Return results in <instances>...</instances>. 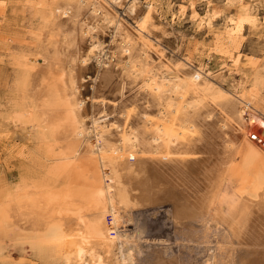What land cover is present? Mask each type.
Returning <instances> with one entry per match:
<instances>
[{"label": "bare ground", "instance_id": "6f19581e", "mask_svg": "<svg viewBox=\"0 0 264 264\" xmlns=\"http://www.w3.org/2000/svg\"><path fill=\"white\" fill-rule=\"evenodd\" d=\"M122 1L57 0L51 8L39 38L42 63L25 60L28 90L38 106L48 96L53 104L63 105L70 120V138L60 148L62 163L55 170H69L80 161L89 172L88 181L82 190L23 189L0 207V229L19 230L45 246L53 245L52 252H58L65 264H133L132 235L120 224L131 220L134 210L155 203L160 191L155 177L169 175L192 193L167 211L174 226L185 225L190 235L198 233L193 223H200L204 232L213 220L222 240L240 244L228 254L227 264H251L253 251L246 242L264 245V218H255L252 209L264 210V150L249 140L248 129L256 127L264 137V99L254 87L241 84L234 94H216L209 80L215 75L200 66L183 63L171 68L164 51L145 35L153 1L130 29L116 16L114 8ZM239 1V11L226 17L217 36L214 48L220 55L214 62L219 67L230 61L238 69L239 54L231 56L229 46L245 22L256 20L250 9L254 0ZM127 10L137 12L134 0ZM205 17L196 18L198 27L211 26V15ZM110 27L111 59L98 70L91 95L82 98V68L103 51L95 34ZM159 69L166 72L156 75ZM111 85L118 102L107 111L101 88ZM86 99L100 114L82 112ZM113 110L123 118L122 124L109 121ZM132 116L134 126H129ZM92 131L95 143L88 139ZM201 143L209 155L193 176L186 164L197 156L195 148ZM234 173L239 178L235 187L228 184ZM209 258L205 264H211ZM260 258L264 264V254ZM154 264L178 260L174 255L157 256Z\"/></svg>", "mask_w": 264, "mask_h": 264}, {"label": "rangeland", "instance_id": "374dc122", "mask_svg": "<svg viewBox=\"0 0 264 264\" xmlns=\"http://www.w3.org/2000/svg\"><path fill=\"white\" fill-rule=\"evenodd\" d=\"M56 1L0 0V207L23 189L59 191L68 187L82 190L87 185L89 172L80 161H76V166L72 165L69 170H55V166L62 163L60 148L70 138V120L65 116L64 106L53 104L48 99L50 96L38 106L28 90L31 82L25 60L42 63L39 38L48 26L50 11ZM131 1L123 0L114 8L117 18L129 29L135 27L150 0H134L137 4L135 14L127 10ZM151 1L155 10L146 23L148 34L145 35L164 51L166 63L171 68L191 63L215 75L209 80L214 83L216 94H234L240 90L237 85L241 84L245 89L254 87L264 99L263 0H258L257 4L255 0L250 3L256 20L245 22L241 34L229 46L231 56L239 54L238 69L230 66V61L225 67L217 66L214 60L220 53L214 47L219 42L218 34L227 24L226 17L239 11V0ZM206 14L211 15V26L208 28L203 24L198 27L196 18H204ZM111 35V27L95 34L94 39L102 43L103 51L99 59L82 68V77L85 78L80 88L82 98L91 95L98 83V70L111 59ZM221 36L224 38L223 33ZM163 72L166 69H159L156 75H163ZM101 89L108 105L107 111H110L111 103L118 102L115 87L111 85ZM137 92H126V95L131 97ZM90 103L89 99L85 100L82 112L88 116L91 113L100 114L97 109L91 110ZM261 108L264 111V104ZM110 117L112 120L109 121L118 124L124 121L117 110H113ZM133 121L134 116L127 124L134 126ZM250 131L258 132L259 129L249 127ZM88 139L95 143L94 131ZM195 151L197 156L191 157L186 164L193 176L200 172L209 155L203 143L198 144ZM155 178L160 187L155 203L134 210L131 220L120 224L124 232L132 235L133 264H154L157 256L165 259L172 255L177 258L178 264H205L210 256L211 264H227L228 254L240 248V244L222 240L220 227L213 220H209L206 225L208 230L204 232L200 223H193L192 230L198 233L190 235L182 228L185 225L175 227L166 213L179 201L190 198L191 190L169 175ZM238 182L239 178L234 173L228 184L235 187ZM252 209L255 218H264V210ZM250 236L251 233L245 239ZM40 242L37 237L19 230L0 229V264H65L58 252H52L53 245L49 247ZM246 243V247L253 251L251 264H260L264 245Z\"/></svg>", "mask_w": 264, "mask_h": 264}, {"label": "built area", "instance_id": "2783aa9c", "mask_svg": "<svg viewBox=\"0 0 264 264\" xmlns=\"http://www.w3.org/2000/svg\"><path fill=\"white\" fill-rule=\"evenodd\" d=\"M248 138L250 141L254 142L257 146H259L261 149L264 150V137H262L260 135L259 132L257 131H250L248 133ZM111 216L110 215H107L106 216V221L109 223V225H111ZM110 235H114V231L113 230H110Z\"/></svg>", "mask_w": 264, "mask_h": 264}]
</instances>
